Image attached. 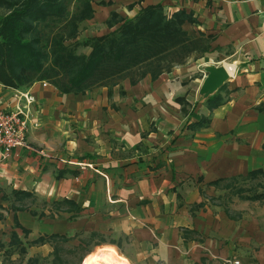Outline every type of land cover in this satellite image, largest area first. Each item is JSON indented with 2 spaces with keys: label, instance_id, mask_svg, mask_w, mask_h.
Here are the masks:
<instances>
[{
  "label": "crops",
  "instance_id": "crops-1",
  "mask_svg": "<svg viewBox=\"0 0 264 264\" xmlns=\"http://www.w3.org/2000/svg\"><path fill=\"white\" fill-rule=\"evenodd\" d=\"M92 1L94 18L81 24L78 41L110 33L112 13L131 19L161 5L167 15L193 13L199 23L184 29L210 49L111 92L0 83L4 112L27 105L22 93L35 99L28 147L0 161V264L19 262L13 233L27 248L22 264L49 259L54 246L34 242L52 235L85 252L112 246L132 264H250L253 256L264 264V218L252 201L236 202L237 220L212 204L224 191L213 183L264 171V0ZM212 65L232 72L214 93L226 103L211 110L214 94L201 89ZM203 119L207 126L193 127Z\"/></svg>",
  "mask_w": 264,
  "mask_h": 264
},
{
  "label": "trees",
  "instance_id": "trees-1",
  "mask_svg": "<svg viewBox=\"0 0 264 264\" xmlns=\"http://www.w3.org/2000/svg\"><path fill=\"white\" fill-rule=\"evenodd\" d=\"M94 14L92 0H0V83L26 88L45 82L65 94H85L102 87L111 92L126 79L132 85L147 75L155 80L175 65L186 63L193 55L202 57L210 49L209 40L202 34L192 37L184 29L186 23H199L193 13L180 10L167 15L161 5L143 8L131 19L112 13L106 21V26L113 29L110 33L78 41L81 24L93 19ZM80 47L89 48L90 52L80 53ZM226 101L217 93L208 98L207 105L212 110ZM207 125L208 120L203 119L193 127ZM260 177L264 178V171L257 170L213 185L244 201H264V191L246 195L244 188L236 186L239 180L247 182ZM15 194L20 199L33 196ZM225 211L231 219L242 217L227 206ZM69 241L67 237L52 235L41 237L34 244L50 242L54 246L50 263L68 264L62 251ZM9 246L19 252L20 259L4 264H22L27 248L17 234L11 235ZM11 254L7 253L6 258ZM45 260L33 257L26 264Z\"/></svg>",
  "mask_w": 264,
  "mask_h": 264
},
{
  "label": "built area",
  "instance_id": "built-area-1",
  "mask_svg": "<svg viewBox=\"0 0 264 264\" xmlns=\"http://www.w3.org/2000/svg\"><path fill=\"white\" fill-rule=\"evenodd\" d=\"M20 95L26 99L27 105L17 106L13 112L0 110V161L9 160L20 148L28 147V105L35 102V99L28 93ZM38 152L44 155L42 151ZM86 166L89 165H83L81 168L84 169ZM225 262L226 264H242L239 260H226Z\"/></svg>",
  "mask_w": 264,
  "mask_h": 264
},
{
  "label": "rangeland",
  "instance_id": "rangeland-1",
  "mask_svg": "<svg viewBox=\"0 0 264 264\" xmlns=\"http://www.w3.org/2000/svg\"><path fill=\"white\" fill-rule=\"evenodd\" d=\"M86 51L87 50L84 47L79 48L80 53H84ZM130 155H131V152L129 156ZM236 186L244 188L246 191L245 192L246 195H250L254 192H262L264 191V178L260 177L259 179L254 180V181L240 182V183H237ZM237 201H243V200H241L234 193L232 194L231 191L224 190L222 191V193L220 192V194L216 196L215 201L212 204H217L224 208L227 206L231 210L233 209L232 211H234V205L236 204ZM251 203L257 207V209H254V212L257 211V214L259 215V217L263 219L264 218V201H257V202H251ZM85 244L88 247L86 242ZM79 248H83V246L80 245ZM79 248H77V246L72 245L71 243L64 246L62 255L66 263L68 264H96L95 255L99 247L98 248L96 247L95 250L93 249L94 251H88V252H85V250L82 251ZM248 256L249 255H247V257ZM43 259H46V260L42 261L41 264H51L50 263L52 259L51 257L49 259L48 258H43ZM250 264H259V262L253 256Z\"/></svg>",
  "mask_w": 264,
  "mask_h": 264
},
{
  "label": "water",
  "instance_id": "water-1",
  "mask_svg": "<svg viewBox=\"0 0 264 264\" xmlns=\"http://www.w3.org/2000/svg\"><path fill=\"white\" fill-rule=\"evenodd\" d=\"M207 76L204 79L201 93L205 96L216 93L230 78V74L225 66H208L205 69Z\"/></svg>",
  "mask_w": 264,
  "mask_h": 264
},
{
  "label": "bare ground",
  "instance_id": "bare-ground-1",
  "mask_svg": "<svg viewBox=\"0 0 264 264\" xmlns=\"http://www.w3.org/2000/svg\"><path fill=\"white\" fill-rule=\"evenodd\" d=\"M228 72L231 74L232 70L229 69ZM95 261L96 264H132L112 246L99 247L95 255Z\"/></svg>",
  "mask_w": 264,
  "mask_h": 264
}]
</instances>
